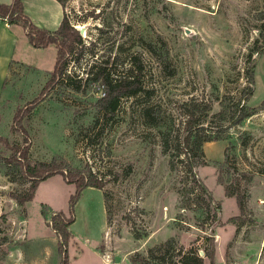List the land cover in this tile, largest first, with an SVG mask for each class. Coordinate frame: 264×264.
I'll use <instances>...</instances> for the list:
<instances>
[{"label":"rangeland","instance_id":"374dc122","mask_svg":"<svg viewBox=\"0 0 264 264\" xmlns=\"http://www.w3.org/2000/svg\"><path fill=\"white\" fill-rule=\"evenodd\" d=\"M64 1L82 37L64 74L16 65L0 101V264H136L170 239L167 264L179 249L264 264V0ZM24 4L60 26L50 0ZM136 73L142 90L101 110L102 78ZM43 162L103 182L66 229L77 188L64 175L15 198L32 185L23 167Z\"/></svg>","mask_w":264,"mask_h":264},{"label":"trees","instance_id":"16d2710c","mask_svg":"<svg viewBox=\"0 0 264 264\" xmlns=\"http://www.w3.org/2000/svg\"><path fill=\"white\" fill-rule=\"evenodd\" d=\"M62 6L64 7V0H58ZM0 18L3 20L8 21L10 24H19L23 26L26 31V35L29 39V42L35 47H46L50 44H55L58 52H57V61L54 70L52 71L54 78L61 77L64 74L66 69V62L65 58L67 56L68 50H72L73 45L75 43H81L82 37L78 29H76L67 16L65 15L61 21L60 26L55 30L47 29L43 26L36 24L32 18L27 15L24 7L23 0H13L11 3H3L0 1ZM139 65V64H138ZM136 67H139L140 65ZM137 69V68H136ZM133 73V72H132ZM250 82H254V73L252 70L248 71ZM102 83L106 87V95L100 100V109L106 113H115L120 105L121 99L123 97L134 96L138 94L142 90V81L141 76L139 73L131 74L128 76H118V77H111L110 75L105 76L102 78ZM242 111V109H241ZM241 119L247 118L249 115L245 113L244 115H239ZM189 124V120L186 122ZM213 140L212 136L207 138H196L193 140L194 146L191 147V154L187 157L193 156H200L203 154L202 151V144L205 141ZM191 136H187L186 143L187 146H190ZM189 152V151H188ZM183 159L182 161H184ZM39 166L43 167L41 174V170L36 168L38 166H25L23 167L27 173H29L32 177V185L28 191L24 193H20L15 195L17 202L23 205L27 201H31L35 198V193L38 188L40 182L44 179H47L55 174H62L64 178L68 181V183H75L77 192L74 196L71 197V211L70 213L73 214L71 219L68 221L67 225L63 223V227L66 229L68 226H71L75 221V214H74V205L79 198L81 191L88 187V186H95L102 188L103 182H101L96 175L90 173L88 177H84L83 174L74 172L71 170L70 166H65L66 169L62 170L61 167L56 166L53 163H42ZM69 170L70 177L65 173V171ZM72 177V178H71ZM85 178L87 179L85 181ZM55 226L60 223V219L58 217H64L62 213H55ZM61 218V220H62ZM62 229V228H61ZM66 233V230H64ZM67 237V236H66ZM67 239V238H66ZM65 239V240H66ZM69 239V237H68ZM67 239V243H68ZM173 240H168L165 243H161L148 251V255H141L138 254L135 258L134 262L136 264H167L166 262V254L172 248ZM177 260L172 262L171 264H204V258L199 255L197 251L187 250L184 251L179 249L177 252ZM173 258V257H172ZM67 257L65 256L64 262L68 264ZM172 261V260H171ZM170 261V262H171Z\"/></svg>","mask_w":264,"mask_h":264},{"label":"crops","instance_id":"0c3cea01","mask_svg":"<svg viewBox=\"0 0 264 264\" xmlns=\"http://www.w3.org/2000/svg\"><path fill=\"white\" fill-rule=\"evenodd\" d=\"M0 1L3 3H11L13 0ZM50 2L54 7L61 8L59 11L60 16L61 12H63L64 17V7L62 4L58 0H50ZM31 18L36 24L53 30L47 26V22L43 21L42 23L33 17ZM57 52L58 49L55 44H50L46 47L33 46L29 42L23 26L10 24L8 21L0 18V101L6 90L13 67L15 69L16 65L26 66L40 73H50L55 68Z\"/></svg>","mask_w":264,"mask_h":264}]
</instances>
